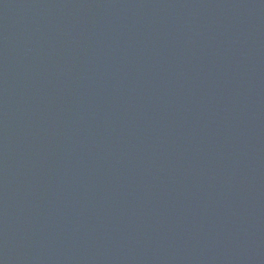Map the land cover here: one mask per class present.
I'll list each match as a JSON object with an SVG mask.
<instances>
[{
  "label": "water",
  "instance_id": "1",
  "mask_svg": "<svg viewBox=\"0 0 264 264\" xmlns=\"http://www.w3.org/2000/svg\"><path fill=\"white\" fill-rule=\"evenodd\" d=\"M0 264H264V0H0Z\"/></svg>",
  "mask_w": 264,
  "mask_h": 264
}]
</instances>
